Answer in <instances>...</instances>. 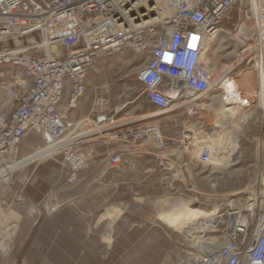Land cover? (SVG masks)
<instances>
[{
	"label": "built area",
	"instance_id": "obj_1",
	"mask_svg": "<svg viewBox=\"0 0 264 264\" xmlns=\"http://www.w3.org/2000/svg\"><path fill=\"white\" fill-rule=\"evenodd\" d=\"M233 15L238 22L234 29L249 51L244 59L256 60L258 73L264 74V0H0V170L20 161L27 136L52 145L73 131L69 112L85 93L90 70L99 58L125 49L140 59L132 86L155 108L149 117L196 114L212 90L204 54L220 25ZM107 103L98 97L92 111ZM239 105L249 110L245 115L258 113V137L264 139L259 88ZM110 118L97 116L100 122ZM139 130L142 138L149 135L162 146L158 125ZM207 140L200 121L185 122L171 140L169 155H180L196 168L207 165L213 157ZM106 161L117 165L120 153L112 152ZM81 163L80 156L72 157L70 180ZM179 177L190 179L185 169ZM29 203L22 189L10 204L0 199L2 250L12 245L7 235L10 205ZM215 211L202 219L205 230L193 237L196 245L185 264H264V180L261 194L241 204L225 202Z\"/></svg>",
	"mask_w": 264,
	"mask_h": 264
},
{
	"label": "rangeland",
	"instance_id": "obj_2",
	"mask_svg": "<svg viewBox=\"0 0 264 264\" xmlns=\"http://www.w3.org/2000/svg\"><path fill=\"white\" fill-rule=\"evenodd\" d=\"M237 23L234 15L232 20L223 22L219 33L208 47L207 56L213 65L211 81L213 88L202 100L203 109L194 115L183 114L181 118V120L189 118L191 124L200 121L208 132L209 140L207 141L213 150L210 163L201 164L196 169V171L200 170L197 187L193 189L189 184L191 189L189 191L182 193L177 190L163 195L159 193L160 189L153 187L149 180L142 177L136 179L134 174L150 169L151 164H131L134 156L141 155L146 158V156L171 154L174 150L171 140L175 138L176 132L184 122L180 126L179 123L172 122L169 124L168 131L162 132L161 123L167 114L158 113L149 117L148 114L155 112V108L139 113L144 96L139 89L133 90L132 85L136 83L135 70L140 64V59L131 50L125 49L121 53L103 56L97 60L95 67L86 77L85 93L82 96L88 98L79 111L84 112L95 108L94 101L100 96L108 100L103 108L122 104L118 108L121 110L109 120L101 122L100 125L107 127L104 131L97 126L86 125L88 130L99 128L100 131L94 132L93 135L90 134L81 141L83 135H80L69 145L34 159L23 167L15 168L14 166L15 171L12 174L8 173L13 168L6 171V174L10 175L9 181L7 183L0 181L3 201L10 204L15 192L22 189L30 199V203L25 207L10 205L11 209L7 213L9 225L7 235L12 245L8 250L0 248V256L6 254L5 257H7L3 260L0 257V262L2 261L3 264H117L119 255L113 252V244L106 242L104 246H100L91 241V236L85 242L61 243L62 251H66L67 255H55L56 243L52 238L54 228L48 222L45 207L49 203L46 199L49 195H53L56 188L69 189L82 186L91 188L82 196L83 202L91 209L103 198L106 222L109 218L107 209L114 202L120 203L122 207L127 205L129 208L139 202L149 205L162 204L160 211L162 216L160 220L154 219L153 222L154 224L164 222L159 231H164L169 236L168 242L151 244L149 247L153 252L152 258L134 260L137 264L142 261L145 264H185L189 261L188 256L193 253L196 239L185 234L184 225L175 228L167 218L177 215L185 221L191 213L213 212L225 202L232 200L240 202L249 196L262 193L264 173L261 163L262 136L258 137V113L245 115L249 110L247 107L243 109L240 106L229 109L235 104L224 105L223 88L219 84L214 86L221 80L233 78L241 88L243 97H252L255 95L254 91L257 90L256 60L247 63V59H244L249 51H244V41L240 33L238 34L234 29ZM131 96H137L136 101L130 103ZM132 110L136 112L133 113ZM86 122L88 121H81V123ZM148 124L158 125L160 136L163 139L162 146L149 135L145 139L140 136L139 127ZM78 133V130L70 131L63 136L64 138L62 137V141L68 136L74 138ZM137 135L139 137H135ZM204 138H207V135ZM92 146L94 150L87 153L88 148ZM44 147L46 144L43 143L41 137L27 136L19 156L20 160L41 151ZM112 152L120 153L121 158V161L113 166L106 161ZM87 155L90 156V160L86 161L87 171L84 177L76 176L75 180H70L72 157L85 158ZM36 164H39L37 169L39 177L32 181L31 170ZM100 171H103V174L98 178L97 174ZM183 181L179 177L176 183L181 184ZM185 181L188 182V180ZM214 182L215 186H213ZM98 186L103 188V192L99 195L96 191ZM45 190H48L46 192L48 194L42 200L40 197ZM60 197L72 200L69 195L63 194ZM28 208L34 210V213H32L33 219L26 225L22 218ZM90 217H92L91 213ZM42 220L45 222L41 223ZM105 231L106 234L109 233L107 226ZM163 249L170 252L168 259L158 257L156 251ZM191 261L193 264V260Z\"/></svg>",
	"mask_w": 264,
	"mask_h": 264
},
{
	"label": "crops",
	"instance_id": "obj_3",
	"mask_svg": "<svg viewBox=\"0 0 264 264\" xmlns=\"http://www.w3.org/2000/svg\"><path fill=\"white\" fill-rule=\"evenodd\" d=\"M87 98V96H82L78 100L76 106L69 112L70 118L77 124L74 130L79 131L78 135H75L74 138L73 136H68L66 139H64V141H61L60 143L53 146L44 147L43 149H41V151L49 148L48 154H50L60 148L69 145L71 141H73L76 137H80V135H83L81 137L82 139H80L81 141L85 137L90 136V134L93 135L99 132V128L104 131L105 129H107V127H104V125H100L101 122L100 120H97V116L104 115L106 118H108L115 116L121 110H119L118 108L122 104L118 106L110 105L103 108L101 111H92V109L84 112L79 111L81 106H83L85 101H87ZM136 99L137 96H131L129 102L132 103L133 101H136ZM150 108H153L152 105H150L144 98V102L140 108L139 113L147 112V110H150ZM132 112L135 113L136 111L132 110ZM182 117L183 115H166L165 120L163 119L161 123L162 132H167L169 124L172 122L174 124L179 123V126L183 122H190L189 118L181 120ZM84 120L88 122L81 123V121ZM86 125L97 126L99 128L88 130L86 129ZM93 150L94 148L92 146L88 148L86 152L90 153ZM193 151L194 150L192 149L190 152ZM38 152L40 151H37L34 154ZM34 154H31L30 156ZM89 157V155H87V157L85 158L81 157L82 163L75 171V175L77 177H84V174L87 171L86 161L90 160ZM37 158L40 157H36L34 159ZM130 163H150V169L144 170L143 172L139 171L134 175H136V179H140L142 177L143 179L149 180L152 186L159 188V193L163 195L171 194L172 192H176L177 190L183 193L186 190H191L189 184L193 189L197 187V184H199L198 177L200 175L199 172L196 171L197 168L191 165L190 160H187L182 156L173 157L169 154H161L146 156V158H143V156L141 155H136ZM38 167L39 164H36L31 170L32 181H35L36 177H39L37 175ZM183 169H185L187 171V174L190 175V179H188V182L183 181L181 184H178L176 183V181L179 180V172ZM100 172L97 174L98 178L103 174V171L101 172V174ZM1 182L7 183L8 181ZM89 189L91 188L84 186L69 189L56 188V191L53 192V195H49L48 199H46L49 203L48 206L45 207V210L47 212L48 222H50V225L54 228V236L52 238L54 239V243H56V256H62V254H64L65 256L67 255L66 251H62L63 248L62 245H60L61 243H76L81 241L85 242L86 240H88V237L91 236V241L95 242L98 245L100 244V246H104L106 242L113 244V252L116 255H119V261L117 262V264H137L134 260H145L147 258H152L153 252L150 251L149 247L151 244L168 242L169 236L164 231H159V228L161 227V225H163L164 222H162V224H154L153 222L154 219L160 220V211L162 210V204L149 205L144 202H139L130 206L131 208H129L127 205L122 207L120 203L114 202L112 203L111 207H108L107 209L109 218L106 222V210L103 198L100 199V203L98 201L97 204L91 209L88 205L84 204L82 196L85 195L89 191ZM0 191V198L4 200L2 195V188H0ZM47 191L48 190H45V193L43 192L41 194L40 198L42 200L45 199V196L48 194H46ZM96 191L99 195V193L101 194V192H103V188L98 186L96 188ZM63 194L69 195L72 200L61 198L60 195ZM76 199L79 200L76 201ZM32 213H34V210L28 208L26 211L27 215L25 214V216H23L22 219L26 225L30 223L31 219H33ZM90 213L92 214V217L89 218ZM43 222L45 221L42 220L41 223ZM106 226L109 229L108 234H106L105 231ZM156 253L161 259H168L170 257V252L166 249L159 251L157 250ZM5 255L6 254H1V260L7 259ZM0 264H3V262L1 261ZM140 264L145 263L142 261L140 262Z\"/></svg>",
	"mask_w": 264,
	"mask_h": 264
},
{
	"label": "bare ground",
	"instance_id": "obj_4",
	"mask_svg": "<svg viewBox=\"0 0 264 264\" xmlns=\"http://www.w3.org/2000/svg\"><path fill=\"white\" fill-rule=\"evenodd\" d=\"M207 50H206V53L204 54V58H205L206 62L210 63L211 72L213 75V65H211L210 58L207 56ZM256 66H257V64H256ZM256 69H257V87L259 88V100H260V103L262 105H264V74L258 73V67ZM211 81H212V77H211ZM211 81H210V84H211V89H212L213 83ZM218 84L223 88V91H222L223 92V94H222L223 104L224 105L235 104V106L229 108L231 110L234 109V107L236 108V106H240L239 104H240V102H242L243 96H242V90L239 87L236 80H234L233 78H226L224 80H221V82L215 83L214 86H216V85L218 86ZM250 92H252V91H250ZM254 93L256 94L257 90L254 91ZM261 136H262V141H261V143H262V162L261 163L263 166L264 139H263V135H261ZM63 138L61 140L57 141L56 143L52 144V145H46V147L58 144L59 142H61L63 140ZM48 152H49V148H46V149H44V150H42V151H40V152H38L32 156H28V157L23 158L16 165H13V166L7 167L3 170H0V177L3 176L0 180L3 182L9 181L10 175L8 176L6 174V171L14 168V166H16V168L17 167H23L28 162L32 161L34 158L45 156L48 154ZM8 174H10V172ZM213 186H215V182L213 183ZM243 202L244 201L237 202V201L232 200L229 203L230 204H234V203L241 204ZM215 212L216 211L214 210L213 212H206L205 214H199L197 212L191 213L190 216L185 221H184V219L180 218L177 215H174L173 217H171L169 219L167 218V220L175 228L182 227L184 225L185 229H186L185 234L188 236L194 237L196 235V233L203 232L205 230L204 226H201L202 219L211 217ZM160 215L162 216V213ZM199 221H200V223H199Z\"/></svg>",
	"mask_w": 264,
	"mask_h": 264
}]
</instances>
